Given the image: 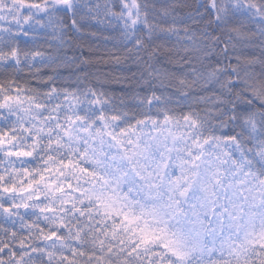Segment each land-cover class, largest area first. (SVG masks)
Segmentation results:
<instances>
[{
    "label": "snow or ice",
    "instance_id": "1",
    "mask_svg": "<svg viewBox=\"0 0 264 264\" xmlns=\"http://www.w3.org/2000/svg\"><path fill=\"white\" fill-rule=\"evenodd\" d=\"M183 7L0 0V264H264V0Z\"/></svg>",
    "mask_w": 264,
    "mask_h": 264
},
{
    "label": "trees",
    "instance_id": "2",
    "mask_svg": "<svg viewBox=\"0 0 264 264\" xmlns=\"http://www.w3.org/2000/svg\"><path fill=\"white\" fill-rule=\"evenodd\" d=\"M175 2L178 4L184 5V7L181 10V15H183L185 13H194L195 12V5L199 2V0H175ZM105 34L107 35L108 33H105ZM49 40L52 42V49L51 50H55V48L57 47L56 42L54 40H52L51 37H49ZM22 43H23V40H22ZM41 43L44 44L43 41H41ZM100 45H101V51H104L105 47L112 48V44H108L107 46H105L103 41L100 42ZM39 50H41V51L48 50L47 45L44 44V46L41 47ZM84 54L87 55V51H85ZM129 68H130V71H129ZM86 71L89 73V81L91 82L94 79L95 74H97V73H105V72H110V71L111 72H117L118 71L120 73H123L126 76H131L132 73L136 72V68H135V66H131V61H129L127 64L122 65L120 69H116L114 67L110 68V67L105 66L102 63L94 62L93 65L86 68ZM61 72H62V75H67L66 72H63V70H61ZM44 74L48 75V74H51V72L49 69H44ZM28 75H29L28 69H25L24 73H23L24 78H28Z\"/></svg>",
    "mask_w": 264,
    "mask_h": 264
}]
</instances>
